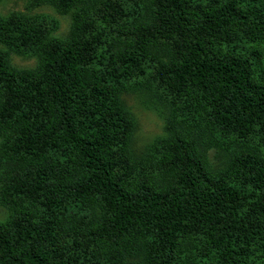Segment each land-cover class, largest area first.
<instances>
[{
    "label": "trees",
    "instance_id": "obj_1",
    "mask_svg": "<svg viewBox=\"0 0 264 264\" xmlns=\"http://www.w3.org/2000/svg\"><path fill=\"white\" fill-rule=\"evenodd\" d=\"M27 4L73 18L0 15V264H264V0Z\"/></svg>",
    "mask_w": 264,
    "mask_h": 264
},
{
    "label": "rangeland",
    "instance_id": "obj_2",
    "mask_svg": "<svg viewBox=\"0 0 264 264\" xmlns=\"http://www.w3.org/2000/svg\"><path fill=\"white\" fill-rule=\"evenodd\" d=\"M12 13H21L28 16L45 15L55 23L54 37L61 40L68 36L72 24L73 11L61 12L50 6L37 8L28 7L27 0H0V15L6 17ZM0 49L5 50L0 45ZM10 64L17 69H33L38 60L35 57L9 54ZM122 99L133 112L137 121L135 133V148L142 150L149 146L156 138L163 135V121L158 114L144 107L136 96L123 94ZM4 137L0 136V145ZM12 218V212L0 205V224L8 222Z\"/></svg>",
    "mask_w": 264,
    "mask_h": 264
}]
</instances>
